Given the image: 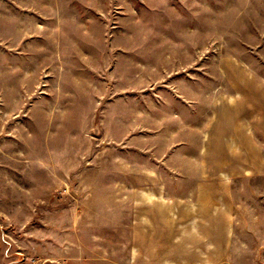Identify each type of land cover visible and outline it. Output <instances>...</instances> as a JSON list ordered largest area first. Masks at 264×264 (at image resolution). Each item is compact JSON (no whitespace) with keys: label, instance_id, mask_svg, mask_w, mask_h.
<instances>
[{"label":"rangeland","instance_id":"374dc122","mask_svg":"<svg viewBox=\"0 0 264 264\" xmlns=\"http://www.w3.org/2000/svg\"><path fill=\"white\" fill-rule=\"evenodd\" d=\"M0 264H264V0H0Z\"/></svg>","mask_w":264,"mask_h":264},{"label":"crops","instance_id":"0c3cea01","mask_svg":"<svg viewBox=\"0 0 264 264\" xmlns=\"http://www.w3.org/2000/svg\"><path fill=\"white\" fill-rule=\"evenodd\" d=\"M172 210L174 211L175 208L173 207ZM172 210H171V212H173ZM188 211H190L189 214H190L191 217L189 219L185 220L184 222L183 221H181V222L172 221L173 218L169 219V221H170L169 222V226L170 227L168 229L170 230V232H172L173 230H177V231L178 230H183V231H186V230H197V231H199L200 229H208L207 228L208 227L207 214H209V212H207V210H203L202 211L201 208L193 207L191 209L188 208ZM181 213L182 212H180V214ZM147 220L148 221L146 223H140V225H142V226H143V224L146 225L145 228H147V229L150 228L152 230H159L160 224L159 223H155L154 220H153V217H150ZM178 232H180V231H178ZM153 237H155V240H154V241H156L155 243L159 244L161 239L160 238L158 239V233L154 234ZM157 246H154L153 248H156ZM154 251H155V249H154ZM182 260H185V256L182 258ZM166 261H170V260H166Z\"/></svg>","mask_w":264,"mask_h":264}]
</instances>
